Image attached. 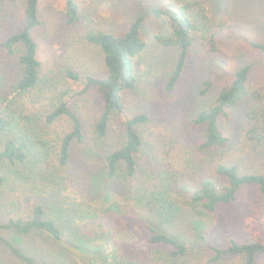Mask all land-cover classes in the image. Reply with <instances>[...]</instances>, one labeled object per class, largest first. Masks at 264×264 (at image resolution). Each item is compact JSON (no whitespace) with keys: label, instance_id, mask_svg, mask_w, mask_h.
<instances>
[{"label":"rangeland","instance_id":"374dc122","mask_svg":"<svg viewBox=\"0 0 264 264\" xmlns=\"http://www.w3.org/2000/svg\"><path fill=\"white\" fill-rule=\"evenodd\" d=\"M66 1L42 0L41 25L32 33L39 44V58L44 65V74L55 79L54 88L45 92L38 102H31V98L26 99L27 105L36 113L32 134L43 142L39 147L42 150L41 155L55 150L58 146V135L69 130L71 126L66 118L52 125L44 118L54 96L67 86L62 69L68 65L83 74L102 76L106 73L100 51L82 39L84 33L93 29L121 34L127 30L132 20L144 16L142 35L148 43V48L136 60V73L140 83L135 91H124L122 95L128 114L147 113L150 117L148 124L139 130L144 132L148 143L145 150L148 160L151 153L156 154L158 171L164 170L167 174L174 175L176 180L181 179L182 183L189 185H197L206 178L214 177L215 167L219 163L239 165L241 175L264 174V146L252 140L249 135L251 125L255 122L254 115L257 112L259 115L264 110V98L260 102L256 100L257 94L264 97V53L253 45L264 43V0H199L207 3L211 23L219 25V28L224 24L226 28L212 43L209 40L215 26L213 29L210 26L203 28L198 33L200 37L192 47L185 73L173 92H166L165 87L171 74L169 68L175 63L177 52L157 42V36L165 34L168 27L167 22L155 17L152 10L156 7H176L194 0H75L80 7L81 21L74 27H68L66 23ZM23 24L22 4L0 5L1 36L11 30L18 31ZM212 47L216 50L212 51ZM0 63L3 74L8 78V84L12 83L17 70L16 62L13 58L1 54ZM249 63L254 64V69L248 83V97L234 109L228 110L227 116L220 118V126L232 137L233 144L227 150L213 148L206 153L200 152L199 146L205 141L206 130L204 127L194 128L189 119L201 110L210 108L219 92L231 84L235 72ZM205 82L211 83V86L208 93L201 96L200 91L204 89ZM71 103L73 110L83 121L85 141L74 144L69 167L60 168L59 171L56 169L57 174L62 176L60 181L63 183L60 184L58 178L53 181L54 185L42 183L43 179L37 176L39 165H6L4 171L8 181L0 188V221L7 222V219L20 215L25 217V206L35 200L46 201L48 207L63 205L72 216L65 200L68 199L67 203L89 201L98 204L107 188L118 195L110 200V203L129 200V183L111 180L104 171L108 148L125 138V118L121 115L114 117L110 135L102 142L97 139L94 130L103 110L100 91L91 88ZM26 137L31 141L29 135ZM36 152L33 147L32 153L35 155ZM35 158L32 160L33 164ZM48 166L51 168L52 164ZM152 169L151 166L150 174L154 172ZM18 174L24 177L19 176L17 180ZM140 179H143V175ZM188 200L185 196H175L178 206L191 213ZM3 201L9 202L7 205L15 201L17 207L12 205L10 212ZM118 211L112 207L111 213L114 214L110 216L118 223L119 234L115 242L123 241L120 245L124 248L133 243L137 244L138 250L143 246L146 248L141 237L143 230L138 222L133 220V213L125 214L122 211L118 216V213H115ZM196 212L200 210L197 209ZM200 213L202 215L191 213V221L196 224L185 228L189 234V256L179 264L184 260L183 264H243L242 258L238 256L210 263L213 257L210 248L227 247L232 239L241 244L253 241L248 232V223L253 219L257 220L256 230L259 231L260 218L264 215V195L259 187L244 186L234 203L221 205L216 213L210 215ZM80 224L85 226L82 222ZM0 234L18 246L22 252L33 256L36 259L35 264H72L74 258L76 264H84L83 258H78L70 252L71 244L66 238L62 242H56L39 234L27 235L14 231H1ZM46 255L50 259L45 258ZM97 259L99 264L105 260L101 259V256ZM160 263L165 264L163 260ZM0 264L28 263L18 259L7 246L0 243ZM257 264H264V255L259 256Z\"/></svg>","mask_w":264,"mask_h":264},{"label":"trees","instance_id":"16d2710c","mask_svg":"<svg viewBox=\"0 0 264 264\" xmlns=\"http://www.w3.org/2000/svg\"><path fill=\"white\" fill-rule=\"evenodd\" d=\"M41 1L0 0V5L22 4L24 20L18 31L11 30L3 35L4 37L0 35V55L13 58L17 65L14 80L8 84V78L3 74L0 63V188L8 181L4 171L6 165L20 167L39 165L37 176L43 179L42 183L54 185L55 178L59 179L60 184L63 183L60 181L62 176L57 174L56 169L59 171L60 168L69 167L74 144L85 141L83 121L73 110L71 102L76 97L86 94L91 88H97L103 98V110L94 127L97 139L106 141L116 115L125 118V138L112 148H108L104 171L111 180L129 183L130 198L126 202L116 200L115 203H110L109 201L118 195L107 188L98 204L89 201L67 203V199L65 203L72 216L63 205L48 207L46 201L35 200L25 206V217L20 215L7 219V222L0 221V233L14 231L27 235L39 234L56 242H62L66 238L71 244L70 252L78 258H83L84 264H99L97 257L100 256L101 259H105L102 264H151V262L161 264L162 260L165 264H179L189 256V234L185 228L196 224L191 221V213L193 215H202L200 212L208 215L216 213L221 205L234 203L241 188L248 185L259 187L264 195V174L241 175L239 165L219 163L215 167L214 177L206 178L197 185H189L182 183L181 179L176 180L174 175L171 176L164 170L158 171L156 154L151 153L148 160L145 151L148 143L144 132L139 130L148 124L150 117L147 113L128 114L122 95L124 91H135L140 83L136 73V60L148 48V43L142 35L144 16L132 20L127 30L121 34L93 29L84 33L82 39L100 51L106 73L102 76L83 74L68 65L62 69L67 86L59 90L56 97L54 96L44 118L51 125L66 118L71 126L69 130L58 135L56 142L58 146L55 150L41 155L42 150L39 147L43 142L32 134L36 113L26 103L28 98H31V102H38L45 92L55 86V79L44 74V65L39 58V44L32 34L41 25ZM152 12L155 17L167 22L168 27L165 34L157 36V42L177 52L175 63L169 68L171 74L165 87L166 92H173L185 73L192 47L200 37L198 33L203 28L213 29L215 26L209 40L212 43L224 32L226 26L221 24L219 28V25H213L207 3L199 0L188 1L176 7H156ZM66 16L68 27H74L81 21L80 7L75 0L66 1ZM253 45L264 53V43ZM211 50L215 51L216 48L212 47ZM253 69V63L242 66L235 72L231 84L219 92L215 103L189 119L194 128L204 127L206 130L205 141L199 146L200 152L206 153L213 148L227 150L233 144L232 137L220 126V118L227 116L228 110L234 109L248 97V83ZM210 86L211 83L205 82L200 95L205 96ZM256 97L259 102L264 98L260 94ZM258 113L254 115L255 120L251 118L255 122L251 125L249 135L252 140L264 146V110L259 115ZM248 116L250 117V114ZM148 141L151 142L149 139ZM33 147L37 151L35 155L32 153ZM48 164H52V167L50 168ZM151 166L154 169L152 174ZM142 175L143 179H140ZM19 176L24 177L18 174L17 180ZM100 190L103 192L101 188ZM175 196H185L189 199L191 213L178 206ZM3 203L10 212L12 205L17 207L15 201L9 205L7 201ZM111 206L119 210L115 212L118 216L122 211L125 214L133 213V220L137 221L143 230L141 237L146 248L143 246L138 250L137 244L134 243L124 248L120 245L123 241L115 242L119 232L118 223L110 217L114 214L111 213ZM197 209L200 212H196ZM260 220L259 231L256 230L257 220L253 219L248 223V232L253 237L252 242L241 244L232 239L227 247L211 246L213 257L210 263L238 256L242 258L243 264H257L259 256L264 255V215ZM80 222L85 226L82 227ZM0 243L7 246L18 259L35 264L36 259L33 256L22 252L1 234ZM107 252L109 253L106 254ZM184 261L181 264L185 263ZM72 264H76L75 258Z\"/></svg>","mask_w":264,"mask_h":264}]
</instances>
